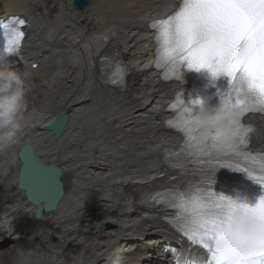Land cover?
<instances>
[{"label": "bare ground", "instance_id": "6f19581e", "mask_svg": "<svg viewBox=\"0 0 264 264\" xmlns=\"http://www.w3.org/2000/svg\"><path fill=\"white\" fill-rule=\"evenodd\" d=\"M32 2H36L33 5L41 14L54 12V19L49 24L56 30L59 21L62 34H65V38L59 37L58 46L66 43L67 51H70L79 45L82 60L76 65L70 61L61 65L60 60L66 52L47 53L48 43L40 37L31 42L37 48L30 50L31 53L38 54L43 49L45 53L40 56L42 63L37 70L28 72V75L22 71L26 73L27 89L21 115L23 124L29 122L24 124L18 140L0 153L3 156L14 154L24 142H31L40 159L46 163L57 162L68 173L72 172L78 187L73 190L67 183V195L58 211L46 214L40 222H26L23 215L28 210L22 203L24 198L21 194H14L19 167H14L3 180L1 178L4 184L0 186V198L12 186L10 192L15 199L5 202L18 207L10 212V208L3 207L5 202L0 201L4 215L0 221V251L8 247L6 254H0V264H17L20 259L23 264H112L117 256L109 248L113 243L121 245L125 253L136 247L134 260L137 264H171L172 258L167 253L159 254L163 244L175 245L169 236V228L159 220L161 213L154 211L151 217H140L141 221L136 225L140 216L136 213V206L132 212L126 199L105 192L109 190V183L98 182L106 177L112 180L123 177V188L132 189L135 187L131 181L135 169L145 168L148 178L161 172L160 154L172 140L159 136L158 125L153 124L149 115L157 107L159 91L143 65L149 43L146 20L153 16L152 8L162 3L176 4L177 1L92 0L91 6L81 13H70L71 0H0V14L21 12V5L25 10L27 5L32 6ZM34 33L39 34L38 31ZM111 44L118 47L122 58L135 71L131 97L140 108L123 115H119V105H115L114 97L105 102L97 100L102 89L91 75L94 64L95 74L99 72L97 60ZM83 86L89 91H83ZM74 87L76 92L72 91ZM146 89L143 98L140 94ZM99 104L105 107L102 116L93 109ZM82 110L88 114L82 115ZM63 111L70 113L71 120L64 138L57 142L42 126ZM79 123L85 128L75 129L73 138L71 132ZM262 126L263 136L255 140L254 145L264 148V124ZM116 148L124 155L122 159L117 157ZM150 149L154 151L148 153ZM124 158L130 162H123ZM112 162L117 164H110ZM71 193L73 197H69ZM72 201H76L75 207L81 209L76 210L75 216L68 213L61 217L62 205ZM137 234L140 238L130 237ZM33 235L35 239L30 241ZM52 236L57 242L50 240ZM22 240L38 246V249L34 250L35 254L19 256L12 263L7 256L15 257L17 247H9Z\"/></svg>", "mask_w": 264, "mask_h": 264}, {"label": "snow or ice", "instance_id": "6c2138e0", "mask_svg": "<svg viewBox=\"0 0 264 264\" xmlns=\"http://www.w3.org/2000/svg\"><path fill=\"white\" fill-rule=\"evenodd\" d=\"M26 24L18 16L0 18V44L17 53ZM152 26L157 28L156 66L167 69L165 79L171 74L179 80V68L185 61L189 68L210 69L213 76L227 74L231 87L222 102L239 108L236 139L225 143L205 136L193 109L184 106L182 94L177 95L169 107L177 110L175 126L186 136L183 152L197 161L207 158L204 163L212 167L202 174L198 186L157 193L153 199L160 202V198L171 197L177 209L174 223L188 240L207 250L206 264H264V231L245 234L234 230L232 215L239 205L212 188L215 166L231 167L223 157L243 155L256 163V157L242 151L253 126H245L241 118L249 111L264 112V0H182L174 14L153 21ZM258 167L259 174L246 167L237 170L264 185V157ZM246 211L264 220V197Z\"/></svg>", "mask_w": 264, "mask_h": 264}, {"label": "clouds", "instance_id": "9594fccd", "mask_svg": "<svg viewBox=\"0 0 264 264\" xmlns=\"http://www.w3.org/2000/svg\"><path fill=\"white\" fill-rule=\"evenodd\" d=\"M15 54L5 47H0V150L14 144L22 131V113L25 109L26 73H22L10 61ZM199 101V111L196 113L198 124L204 130L205 136H215L225 143L236 139V121L239 119V108L226 106L223 102L215 107H208ZM239 205L232 215L234 230L254 234L264 231V220L246 211L248 204ZM17 264H23L22 259Z\"/></svg>", "mask_w": 264, "mask_h": 264}, {"label": "water", "instance_id": "95a60500", "mask_svg": "<svg viewBox=\"0 0 264 264\" xmlns=\"http://www.w3.org/2000/svg\"><path fill=\"white\" fill-rule=\"evenodd\" d=\"M65 122H66V116L59 119L57 122H55V125L51 126L50 128L54 129V131H56L57 134H60L63 130ZM28 149L30 150V153H28ZM20 156L22 157L24 161H26V166H25L24 173H23L22 185L25 186L26 176H27L29 167L31 166L39 167L43 172V175L39 183V186L42 189V194L35 195V192L33 191V189L30 188L29 189L30 196L33 198L35 202L48 201L49 202L47 206L48 210L55 208L57 200L59 199L62 193L61 186L57 182L59 176L62 175L61 170L59 169L55 170L56 167H52L51 171H54L55 174L53 176L48 174L47 173L48 170H46L43 164L38 161V158H36V156L34 155L33 149L30 145H26L21 150Z\"/></svg>", "mask_w": 264, "mask_h": 264}, {"label": "rangeland", "instance_id": "374dc122", "mask_svg": "<svg viewBox=\"0 0 264 264\" xmlns=\"http://www.w3.org/2000/svg\"><path fill=\"white\" fill-rule=\"evenodd\" d=\"M3 250H5L4 253H6V249H3ZM1 253H3V252L1 251ZM7 258H8V260H10L12 263H15V262L18 260L17 257H8V256H7ZM15 259H16V260H15Z\"/></svg>", "mask_w": 264, "mask_h": 264}]
</instances>
